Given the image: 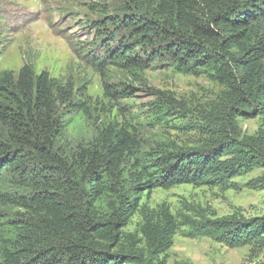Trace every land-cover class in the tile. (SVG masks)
Returning <instances> with one entry per match:
<instances>
[{
  "label": "trees",
  "instance_id": "1",
  "mask_svg": "<svg viewBox=\"0 0 264 264\" xmlns=\"http://www.w3.org/2000/svg\"><path fill=\"white\" fill-rule=\"evenodd\" d=\"M126 16L103 25L125 36L103 45L104 56H86L97 67L128 72L155 60L184 73L209 70L229 87L224 109L205 126L202 147L147 157L124 129H103L91 149L76 154L64 145L58 104L71 103L72 88L59 87L43 71L25 65L0 86V196L25 218L2 219L0 264H165L176 218L147 219L141 240L120 245V230L145 194L180 185L227 186L264 168V141L241 136L237 118L264 116V0H131ZM111 47V48H110ZM137 49L143 57L137 55ZM230 126V127H229ZM229 127V128H228ZM129 167V169H127ZM264 189V178L260 180ZM108 197L100 214L97 197ZM197 237L238 248L264 247V216L185 217Z\"/></svg>",
  "mask_w": 264,
  "mask_h": 264
},
{
  "label": "rangeland",
  "instance_id": "2",
  "mask_svg": "<svg viewBox=\"0 0 264 264\" xmlns=\"http://www.w3.org/2000/svg\"><path fill=\"white\" fill-rule=\"evenodd\" d=\"M131 0H0V86L8 75L17 77L30 66L35 75L47 71L55 85L71 87L72 105L59 103L58 117L65 127L66 150L76 154L91 149L103 129H124L133 135L147 157L204 146L205 126L224 109L229 87L209 70L196 73L175 70L169 61L155 60L141 70L128 72L120 65L97 67L89 50L102 58L111 38L116 47L124 31L106 25L108 18L134 11ZM111 48V47H110ZM137 55L143 53L137 49ZM5 100L0 97V104ZM241 136L264 141V116L237 118ZM230 127V126H229ZM228 127V128H229ZM4 129L0 126V134ZM129 169V167H127ZM264 168L235 177L227 186L180 185L145 194L136 213L120 230V245L141 240L147 219H160L168 210L177 220L173 245L161 256L165 264H264L259 244L231 248L208 237H197L185 217L210 219L236 215L264 216ZM4 191V190H0ZM3 221L25 218L21 207L2 202ZM108 197H97L100 214L108 211ZM3 219V221H2ZM5 219V220H4Z\"/></svg>",
  "mask_w": 264,
  "mask_h": 264
}]
</instances>
